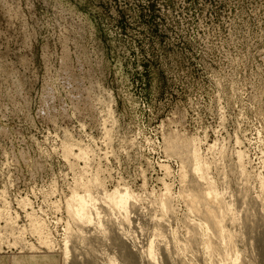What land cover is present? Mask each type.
Returning <instances> with one entry per match:
<instances>
[{"label":"rangeland","instance_id":"rangeland-1","mask_svg":"<svg viewBox=\"0 0 264 264\" xmlns=\"http://www.w3.org/2000/svg\"><path fill=\"white\" fill-rule=\"evenodd\" d=\"M0 193V264H264V0H0Z\"/></svg>","mask_w":264,"mask_h":264},{"label":"bare ground","instance_id":"bare-ground-1","mask_svg":"<svg viewBox=\"0 0 264 264\" xmlns=\"http://www.w3.org/2000/svg\"><path fill=\"white\" fill-rule=\"evenodd\" d=\"M172 147V146H171ZM171 150V149H170ZM178 149H176L175 147H172V151H173V153H178V151H177ZM82 156H84V154H82V153H79L78 155H77V158H79V157H82ZM184 156V155H183ZM186 158H188V156H186ZM194 171H196V170H194ZM198 191V190H197ZM123 193V196H125V192H122ZM122 193H120V195H122ZM3 196V194L2 193H0V196ZM117 196L119 197V194L117 193V192H114V193H112V195H110L109 196V200L110 201H116L117 200ZM5 197V196H4ZM2 198V197H1ZM1 200H3V199H1ZM123 200H124V198H123ZM5 201V200H4ZM25 201V200H24ZM27 201V200H26ZM25 201V202H26ZM23 203V202H22ZM30 203V202H29ZM94 203H96V202H94ZM26 204H27V202H26ZM22 205H25V203L24 204H22ZM29 204H27V206H28ZM6 206H7V203H6ZM26 206V205H25ZM24 206V207H25ZM8 207V206H7ZM4 209L6 210V207H4ZM7 211V210H6ZM6 214L7 213H5V211H0V216H2V217H4V218H6ZM4 218H2V219H4ZM7 219V218H6ZM5 220V219H4ZM31 227H33V228H36V229H38V228H41L42 226H41V224H39V223H34V224H32L31 225ZM41 243H43V244H45L43 241L41 242ZM216 247V248H215ZM214 247V250L215 251H218L219 249H218V246H215Z\"/></svg>","mask_w":264,"mask_h":264}]
</instances>
